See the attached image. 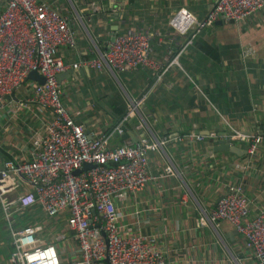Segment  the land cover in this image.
Masks as SVG:
<instances>
[{
  "label": "crops",
  "instance_id": "1",
  "mask_svg": "<svg viewBox=\"0 0 264 264\" xmlns=\"http://www.w3.org/2000/svg\"><path fill=\"white\" fill-rule=\"evenodd\" d=\"M46 1L74 21L76 45L61 46L58 52L70 65L61 80L62 100L89 134L110 131L127 113L130 99L144 97L140 113L124 124L129 137L115 135L112 145H120L121 138L134 142L186 135L191 130L206 136L204 140H172L165 151L150 156L154 175L163 171L166 155L178 173L148 182L130 194L121 219L124 232L156 235L169 264H257L229 222L202 225L200 219L203 211H213L220 197L237 184L252 200L251 215L264 210V143L253 154L244 142L235 145L242 149L239 153L217 151L220 139L212 136L229 131L224 118L242 133L264 135V8L237 23L218 21L206 27L179 56V65L156 79L147 69L112 74L107 68L96 70L81 62L96 59L99 47L105 51L112 28L118 25L120 31H151L153 56L167 63L189 40L172 26L171 19L187 10L204 20L217 0H72L78 9L71 0ZM24 90L16 94L18 101L26 98ZM43 122L35 105L22 106L18 115L0 109V161L27 155L32 136L44 127ZM25 190L27 182L20 178L11 197ZM11 220L16 229L37 226L46 243L64 234L56 244L64 249L65 264L78 258L67 213L49 216L40 206L23 211L13 206ZM12 250L13 237L0 203V264H11Z\"/></svg>",
  "mask_w": 264,
  "mask_h": 264
},
{
  "label": "built area",
  "instance_id": "2",
  "mask_svg": "<svg viewBox=\"0 0 264 264\" xmlns=\"http://www.w3.org/2000/svg\"><path fill=\"white\" fill-rule=\"evenodd\" d=\"M263 8L264 0H217L204 20H197L187 10L179 11L171 19L172 26L187 34L189 40L167 63L153 56V33L134 28L118 29L105 51L98 48L96 59L81 63L96 70L107 68L112 74L147 69L154 72L156 79H163L172 65H179V56L200 31L218 21H243ZM97 9L100 7L94 6ZM76 43L73 19L51 2L0 0V109L7 108L11 115H18L22 106L35 105L44 121V127L32 136L27 155L0 161V203L13 237L11 264H65L64 249L56 244L65 235L59 234L55 241L46 243L35 225L16 229L11 220L13 206L17 211L40 206L49 216L67 213L78 249L73 264H103L106 260L108 264H169L156 235L124 232V207L130 194L141 191L148 182L178 173L166 155L163 171L154 175L150 156L165 151V145L172 140H204L206 136L191 130L186 135L145 137L136 142L126 138L120 145H112L115 135L126 134L124 124L140 113L144 97L130 99L127 113L110 131L89 134L64 105L58 79L70 68L58 56L59 48L74 47ZM31 71H38L45 82L29 79ZM22 88L26 92L23 101L7 98ZM224 120L229 131L221 136L212 133L217 140L230 146L244 142L250 154L264 143V135L242 133ZM86 163L94 166L85 169ZM76 170L81 172L75 174ZM20 178L25 179L28 190L11 197ZM251 203L240 184L231 186L213 211L202 212L200 223L229 222L255 262L264 264V210L251 215Z\"/></svg>",
  "mask_w": 264,
  "mask_h": 264
},
{
  "label": "water",
  "instance_id": "3",
  "mask_svg": "<svg viewBox=\"0 0 264 264\" xmlns=\"http://www.w3.org/2000/svg\"><path fill=\"white\" fill-rule=\"evenodd\" d=\"M71 3H72V6L75 8L74 3L72 2V0H71ZM117 31H118V25H114V27L112 28V32L110 33V41H114V39H115V37H116V35L118 33ZM72 71H73V68L70 69V71L68 73L70 74V73H72ZM66 73H67V71L63 72V73H60L58 75V79H59L60 82L65 77V75H67ZM28 78L31 79V80H37L40 83H44L45 82V77L40 75L38 73V71H31L29 73ZM10 97H13L15 100H19L18 97L15 94L11 95V96H7V98H10ZM129 135H130V133H126V134H124V137H129ZM136 141L137 140H134V142H136ZM215 149L217 151H231V152H235V153H239L242 150L238 146H234V145L230 146L228 144V142L223 141V140H220V142L216 145ZM93 166H94V164L86 163L85 164V169L91 168ZM80 172H81V170H76L75 174H79ZM103 264H108L107 260Z\"/></svg>",
  "mask_w": 264,
  "mask_h": 264
},
{
  "label": "trees",
  "instance_id": "4",
  "mask_svg": "<svg viewBox=\"0 0 264 264\" xmlns=\"http://www.w3.org/2000/svg\"><path fill=\"white\" fill-rule=\"evenodd\" d=\"M76 8L78 9L77 5H76ZM109 39V37L107 36V40ZM108 42V41H107ZM100 48V47H99ZM101 49V48H100ZM123 138H121L120 142H123Z\"/></svg>",
  "mask_w": 264,
  "mask_h": 264
},
{
  "label": "rangeland",
  "instance_id": "5",
  "mask_svg": "<svg viewBox=\"0 0 264 264\" xmlns=\"http://www.w3.org/2000/svg\"><path fill=\"white\" fill-rule=\"evenodd\" d=\"M75 15V14H74ZM75 21H78L76 18H74Z\"/></svg>",
  "mask_w": 264,
  "mask_h": 264
}]
</instances>
